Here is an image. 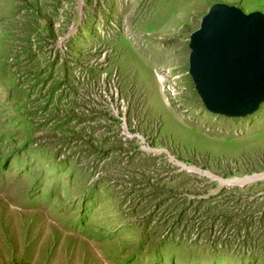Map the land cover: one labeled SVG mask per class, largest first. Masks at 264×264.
<instances>
[{
  "label": "rangeland",
  "instance_id": "obj_1",
  "mask_svg": "<svg viewBox=\"0 0 264 264\" xmlns=\"http://www.w3.org/2000/svg\"><path fill=\"white\" fill-rule=\"evenodd\" d=\"M214 3L264 12L0 0V264H264V102L213 114L188 72Z\"/></svg>",
  "mask_w": 264,
  "mask_h": 264
},
{
  "label": "water",
  "instance_id": "obj_2",
  "mask_svg": "<svg viewBox=\"0 0 264 264\" xmlns=\"http://www.w3.org/2000/svg\"><path fill=\"white\" fill-rule=\"evenodd\" d=\"M189 48L188 72L206 110L245 117L264 102V12L214 3Z\"/></svg>",
  "mask_w": 264,
  "mask_h": 264
},
{
  "label": "built area",
  "instance_id": "obj_3",
  "mask_svg": "<svg viewBox=\"0 0 264 264\" xmlns=\"http://www.w3.org/2000/svg\"><path fill=\"white\" fill-rule=\"evenodd\" d=\"M158 74L165 76V80L163 82V94L165 96V99H167L168 102L170 103V100L178 97V95H179V92H180L179 91V85H178L179 76L178 75L169 76L168 75L169 74L168 69H155V76H158ZM118 92L119 91L117 89H115V92L113 93L114 98H117ZM122 104H123V101H122ZM126 132L128 133V131H126ZM136 136L138 138L141 137L138 134Z\"/></svg>",
  "mask_w": 264,
  "mask_h": 264
},
{
  "label": "bare ground",
  "instance_id": "obj_4",
  "mask_svg": "<svg viewBox=\"0 0 264 264\" xmlns=\"http://www.w3.org/2000/svg\"><path fill=\"white\" fill-rule=\"evenodd\" d=\"M157 79H158V81L160 82V84H161V89H162V91H163V82H164V80H165V76H164V75H160V74H158ZM165 100H166V102L169 104L168 100H167V99H165ZM144 148H147V147H144ZM148 150H149V149H148ZM258 176L262 177V175H258ZM258 178H259V177H258ZM227 182H229V183H231V184H233V183H237V184L242 185L244 181H232V180H227Z\"/></svg>",
  "mask_w": 264,
  "mask_h": 264
},
{
  "label": "trees",
  "instance_id": "obj_5",
  "mask_svg": "<svg viewBox=\"0 0 264 264\" xmlns=\"http://www.w3.org/2000/svg\"><path fill=\"white\" fill-rule=\"evenodd\" d=\"M247 211H248V210H247ZM263 211H264V210H260V216H261V217H262ZM242 212H243V211H240V213H242ZM250 214H251V213H250ZM250 217H251V215L247 214V215L244 217V218H245L244 220H246V218L249 219ZM228 220H229V217H228V218H225V222H227ZM244 220L242 221L243 223L245 222ZM247 235H248V234L246 233L245 236H247Z\"/></svg>",
  "mask_w": 264,
  "mask_h": 264
}]
</instances>
